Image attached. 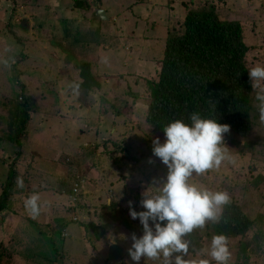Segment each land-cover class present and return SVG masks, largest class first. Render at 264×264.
Instances as JSON below:
<instances>
[{
    "label": "rangeland",
    "instance_id": "1",
    "mask_svg": "<svg viewBox=\"0 0 264 264\" xmlns=\"http://www.w3.org/2000/svg\"><path fill=\"white\" fill-rule=\"evenodd\" d=\"M73 1L65 0V3L72 5ZM80 1L85 2L87 9L80 12L73 10L66 16L62 14L63 18L72 21L62 31L60 17L46 7L47 0H0V21L13 24L15 36L21 39L18 42L12 34L6 35V32H11L9 28L0 26V31L3 33H0L2 36L0 38V199L2 184L9 172L8 163L4 160L6 157L14 159L18 152L13 142L16 138L14 130L18 126L12 117L13 110L19 108L18 120H21L23 95L31 97L32 94L36 97V101L32 99L31 102L35 111L30 113L21 140L22 146H28L31 141L36 143L33 150H22H28V154L32 153L35 156L33 163L35 170L29 172V184L46 185L47 189L41 190L40 195L42 192L51 193V185L55 181L66 175L68 171L71 174L77 172L82 176L81 183L84 181L82 195L84 193L87 197V193L90 194L88 202L85 197L83 202H80L83 206L78 210H74L76 203L68 202L61 194L65 204L60 203L56 206L55 213L59 217L47 214L49 219H44V216L39 218L42 222L36 227L24 220L26 214L22 212H24L25 198L13 199L10 208H5L0 214V264L41 262L134 264L130 257H127V251L120 260L115 262L107 260V246L127 245L126 249H128L132 242L129 243L131 237L123 232L124 229L108 218L107 209L111 203L107 204L105 199L109 198L111 202L118 204L119 206H115L122 211L129 210V201L132 202L133 210L145 211L140 206L143 193L146 192V196L155 194L154 189L149 187L158 186L153 184V181H161L167 176V167L152 155V141L159 138L160 142L164 143L165 139L162 138L160 131L151 130L146 120V110L141 107V104L145 105L143 97L148 94L147 84L141 80L135 85L133 82L135 78L132 76L135 65H139L137 61L140 63L137 74L149 75L155 69L159 71L163 54L162 43L166 35V31L161 26L168 27L172 20L182 18L184 11L180 3L188 0H178L179 3L172 6L174 12L167 8L169 7L167 0H121L112 5L111 0H101V4H98L99 0ZM215 1L238 14V17L231 14L225 17L240 20L245 42L248 45L261 47L249 54L250 67L264 66V0ZM190 2L196 4L200 0H190ZM97 8L106 12L110 20L107 22L109 24H103L95 17L90 21V13ZM170 11L171 20L167 19ZM246 15L253 19L247 22L244 17ZM11 29L13 31V27ZM115 32L124 34L127 32V40L130 42L128 48L124 50L120 44L115 51L112 50L111 43L115 40L112 42L107 40L106 35L112 38L117 34ZM61 39H65L67 45H70L67 52L58 46ZM73 40L75 43L72 42ZM102 43H107L109 47L105 48ZM147 44L148 47L145 46ZM119 47H122L121 52ZM67 53L72 56L73 61H66ZM82 54L86 56V63L91 65V75L99 84V90L88 91V96H85L81 90L82 71L76 66H81ZM105 56L108 57V65L101 63ZM117 58L123 59L125 64L122 70L124 73L131 72V78L116 76L117 69L115 66L111 68V64ZM4 60H8L10 66H6L2 62ZM156 75L147 79L155 81ZM74 83L80 86L78 96L74 95L69 87ZM108 101L111 103L113 101L117 109L121 113L124 112V119L127 120L124 125H128V129L119 132L123 139L119 135L116 136L117 139L110 137L113 116L106 105ZM254 109L259 110L258 104ZM132 117L140 123L136 125L141 128L146 138L142 143L125 138L131 132H135L130 130ZM250 129L249 136L245 140L236 136L224 137L225 145L229 148L235 163L224 162L219 169L198 175L200 179L192 178L191 182L212 191L214 189L228 191L231 202H235L244 215L256 216L257 212L264 215V119H261L259 124L255 122L254 127ZM112 140L119 147H127L130 151V153L123 150L116 151L118 156H123L120 158L123 161L120 164L113 162L111 165V162L100 157L98 149L111 150ZM133 156L136 158L131 161ZM56 159L58 163H55ZM77 160L80 161L78 171L75 169ZM149 160L152 162L149 163ZM19 171L24 172L22 165L19 166ZM38 171L46 174L35 184L34 178ZM96 184L106 185L105 190L100 191H104V198L100 193L93 192ZM111 185H115L116 191L110 189ZM63 207L70 208L69 214L64 213ZM17 208L23 211L20 212ZM82 209L90 211L92 220L88 221V217L84 218L86 211ZM102 210L107 216L101 213ZM210 223L213 222H209L204 229H197L200 232L198 235H201L205 241L207 238L204 235L208 230L210 232ZM56 231H61L58 238L63 249L61 257L48 255L49 259L44 261L41 254L34 256L36 252H30L27 245L36 244V239L41 235L47 234L51 239ZM262 235L264 236V228L261 234L250 232L245 236L246 242L255 243ZM88 240L95 241L91 247L87 243ZM237 242L231 241L232 249ZM205 245L207 246L208 242ZM43 249L45 251V247ZM31 251H34L33 246ZM105 251L106 254L103 256ZM230 253L229 263H233L235 250H231ZM205 254L200 252L196 256L188 255L186 259L204 258L211 261L208 253ZM38 257L41 262L34 263L33 258ZM139 264H159V262L142 258ZM211 264H215V261H211ZM255 264H264V256Z\"/></svg>",
    "mask_w": 264,
    "mask_h": 264
},
{
    "label": "trees",
    "instance_id": "2",
    "mask_svg": "<svg viewBox=\"0 0 264 264\" xmlns=\"http://www.w3.org/2000/svg\"><path fill=\"white\" fill-rule=\"evenodd\" d=\"M99 1L98 4H101V0ZM64 3L63 0H47L46 2V7L52 9L54 13L60 17L62 31L65 30L66 25L72 23V21L62 17L64 7L71 12L73 10L80 12L81 10L87 9V5L84 1L74 0L72 5L67 6H64ZM176 3H179L178 0H167V6H169L167 8L174 12L172 6ZM180 4L183 6V17L172 20V23L169 24L168 27L161 26L163 30L166 31V35L162 43L163 54L160 62V69L156 75V82L150 83L147 87L148 94L143 97L145 105L141 104V107L146 110L147 123L153 132L160 131L162 138L165 139L162 130L163 127L178 119H182L186 123H189L190 113L198 112L202 118H212L219 124L229 125L230 131L224 134V137L236 136L239 139L245 140L249 136L250 128L254 127L255 122L259 124L261 121L260 111L254 109V106L258 104L256 100V91L252 89L248 76V71L251 68L249 54L256 48L259 49L261 47L257 45H248L245 42L240 20H232L231 18L225 17L229 14L238 17V14L233 13L232 9L229 7H222L220 4H217L215 0H200V2L196 4L188 0ZM98 9L99 8L90 13L91 20L94 17L97 18L96 11ZM171 11L167 15V19L169 20H171L169 18L171 16ZM223 17L225 18L222 20ZM244 17L247 22L253 19L250 18L249 15ZM98 21L100 20L98 19ZM100 22L103 24L107 23ZM0 26L9 28L11 32H6L5 34H12L17 41L20 42L21 39L15 36L13 24L0 21ZM12 27L13 31L11 29ZM0 33L2 32L0 31ZM126 36L127 33H122L121 41H126ZM1 37L2 36H0V38ZM106 39L109 41L111 40V42L115 40L114 43H111L114 46H117V41H120L116 35L112 38L106 35ZM74 41L75 40L72 42L75 43ZM102 44L104 47H109L107 43ZM71 54H73L72 51ZM66 58L67 62L73 61L72 56H69L68 53ZM76 66L82 71L80 74L83 79L81 90L84 95L88 96V91L95 89L99 90V84L90 73L91 65L86 63L85 55H81V66ZM53 94L57 96L55 93ZM41 96L40 94L39 97ZM102 98L103 96L100 98L101 101ZM32 99L36 101L34 94H32L31 97L23 95L24 103L22 106L23 115L21 120H18V117H20L19 108H14L13 110L12 117L18 124L14 130L16 138L13 142L17 146L16 148H18V152L14 159L6 157L4 160V162L8 163L9 172L4 184H2L0 214L5 208H10L9 206H11L13 199H26L33 192L40 193L41 190H45L37 185L31 186L29 184V172L32 169L35 170L33 164L35 156H33L32 153L28 154V150L22 151L23 149L33 150L36 143L31 141V144H28V146L21 145L23 137L22 132L26 129V125L30 119V113L35 111V107L32 109ZM106 105L113 116L112 129H116V127L124 125V123L127 122V120L124 119V112L122 111L121 113L114 105L113 101L112 103L108 101ZM133 120L135 119L133 118ZM130 130L135 132H131L130 135H127L125 138L134 139L138 141L137 143L146 141L140 129L131 126ZM147 133L148 132H146V134ZM120 138L123 139V136ZM113 140L111 143V150H109V148L105 150L102 148L98 149L100 157L111 162V165L113 162L115 164L123 162L120 159L123 156H118L117 150L130 153L127 147H119ZM135 158L136 157L133 156L131 161H134ZM75 163V168L79 170L80 161L77 160ZM20 165L23 166V173L19 171ZM69 172L70 171H68L67 174ZM76 173L71 174L70 172L64 179H61L59 182L60 189L58 191L59 194L65 196L68 202L76 203L74 210H78L83 206L80 202L85 198L84 193L82 195L84 181L82 180L83 183L81 184L82 176ZM17 177L23 178V189L16 187ZM193 178L195 180L200 179L197 176ZM76 184H79L76 201L71 202L69 198L73 196V188ZM217 190L220 191V189ZM217 190L214 189L213 191ZM234 204L237 205L235 202H231L229 205L224 206L220 219L216 223H210V232L208 230L204 235V237L207 238L206 241L202 239L201 235H198L200 232L197 230H194L193 233L186 237V239L191 241L189 255L196 256L200 252L206 255L205 253H208L211 238L217 234H224L229 240V250H235L236 253L234 262L229 264H255L260 261L264 256V236L262 235L255 243H247L245 236L250 232L252 234H261L264 228V215L258 212L256 216L244 215L240 210L241 208ZM115 205L119 206L116 203L114 204V202H111L109 205V210L107 209L108 218L120 225V227L124 229L123 232L128 236L131 237L133 233L136 236H142L143 230L139 220H132L129 216V210H119ZM62 209L64 213L69 214L70 208L63 207ZM101 213L107 216L104 210H102ZM43 216L44 213L41 212L38 217L33 218L27 213L24 220L29 224L38 225L42 222L39 218H43ZM54 234V237L51 239L48 238L47 234H45V236L41 235L39 238L40 240H43L44 237L48 238L45 248L47 253L41 254L44 261L49 259V257H47L48 255H53L52 257L58 255L61 257L63 252L61 247L62 244L58 239L61 231H56ZM128 241L129 243L130 241L132 242L130 238ZM231 241H238L233 249L230 245ZM94 242V240L87 241L90 247ZM207 242L208 245L206 246L205 243L207 244ZM38 245H42L41 248H44L43 244ZM39 247L40 246H37L34 252H36ZM126 251L128 256V249H126ZM34 256L37 255L34 254ZM33 262L38 263L41 262V260L39 257L33 258ZM39 264L48 263L41 262Z\"/></svg>",
    "mask_w": 264,
    "mask_h": 264
},
{
    "label": "clouds",
    "instance_id": "3",
    "mask_svg": "<svg viewBox=\"0 0 264 264\" xmlns=\"http://www.w3.org/2000/svg\"><path fill=\"white\" fill-rule=\"evenodd\" d=\"M2 62L10 66L8 60ZM101 63L108 65V57H103ZM138 69L134 70L132 76L135 78L132 80L135 85L141 80L145 81L147 87L156 82L149 81L147 77L156 75L157 69L149 75L137 74ZM130 73L117 69L116 76L131 78ZM248 76L252 89L256 91L261 119H264V66L252 67ZM69 87L74 95L80 94L78 83L70 84ZM133 118H130V125L141 130L136 125L140 123ZM189 121L186 123L178 119L169 123L162 129L164 143L159 138L152 141V155L168 171L166 179L153 181L158 186L149 187L154 189L155 194L146 196V192L143 193L140 206L145 211L133 210L132 202L129 201V216L132 220L138 219L143 230V235L139 238L134 233L131 235L132 244L128 255L134 264H139L142 258L159 264H211V261H215V264H229L231 259L229 240L224 234L211 238L208 249L211 261L204 258L186 259L191 246V241L186 237L194 230L204 229L209 222H217L223 207L231 203L227 191H212L191 182L192 178L219 169L224 162L235 163L224 142V134L230 131L229 125L219 124L212 118H202L198 112L190 113ZM127 128L128 125H121L118 130L112 129L110 137L115 138ZM16 187L24 188L22 177H17ZM24 206L28 214L36 218L47 207V202H42L40 194L33 192L25 199Z\"/></svg>",
    "mask_w": 264,
    "mask_h": 264
},
{
    "label": "crops",
    "instance_id": "4",
    "mask_svg": "<svg viewBox=\"0 0 264 264\" xmlns=\"http://www.w3.org/2000/svg\"><path fill=\"white\" fill-rule=\"evenodd\" d=\"M119 1H121V0H111V5L112 4H116V3H118ZM128 1H130V0H128ZM64 2H65V0H64ZM68 4H66V3H64V6H67ZM63 6V7H64ZM114 8V7H113ZM113 8H111V9H113ZM68 12H70V10L69 9H67V8H65L64 7V9H63V15L64 16H66L67 15V13ZM70 13H68V15H69ZM90 18V17H89ZM90 21H91V18H90ZM110 21V20H109ZM108 21V22H109ZM117 32H121V31H117ZM117 32H115V33H117ZM120 34V35H119ZM117 37H118V39L120 40V41H117L118 42V45H122L123 47H124V50L126 49V48H128L129 46H130V42L128 41V40H126V41H121V35H122V33H117V34H115ZM126 38H127V36H126ZM128 39V38H127ZM148 45L149 44H147L146 45V47H148ZM58 46L60 47V48H62L63 49V51L64 52H67L68 51V49H69V47H70V45H67V43H66V41H65V39H61V43H59L58 44ZM76 47V46H75ZM111 47H112V50H114L115 51V49H116V47L117 46H114V45H112L111 44ZM106 48V47H105ZM120 48L121 47H119V52H121L120 51ZM113 54H114V52H113ZM115 55V54H114ZM137 63L139 64V65H135V69H138L139 67H140V63L137 61ZM125 64V62L123 61V59H120V58H117V59H115L113 62H112V64H111V68H113L114 66H116V68L117 69H119V70H122V66ZM123 71V70H122ZM110 77H112V75H110ZM116 130H118V127H116ZM110 138V137H109ZM57 160L58 159H56V160H54L55 161V163L57 162ZM76 169V171H78L77 170V168H75ZM46 174V172H43V171H38V173H37V175L35 176V178H34V183L36 184V183H38V182H40V179L44 176ZM68 174H70V172L68 173ZM68 174H66V175H68ZM77 174V173H76ZM66 175H64V176H66ZM61 176H63V175H61ZM64 176L62 177V178H64ZM62 178H60L59 180H57V181H55L54 182V184H52L51 185V188H52V192L51 193H48V192H42L41 193V197L43 198L41 201L42 202H44V201H46L47 202V207L44 209V210H42V211H44L45 213H44V219H49V218H47V217H49V216H47V214H50V215H54V217H59V216H56V214L57 213H55L56 211V206L58 205V204H60V203H64L63 201H64V197L61 195V194H59L58 193V191H59V189H60V184H59V182H60V180L62 179ZM40 184H42V182L40 183ZM46 185H39V187H43V188H45V189H47V187H45ZM105 188H106V185H103V186H101V185H99V184H96V185H94V193H97V194H101V196L104 198V196H103V193H104V191L103 192H100L101 191V189H103V190H105ZM110 189L111 190H115V185H111L110 186ZM116 191V190H115ZM51 194V195H50ZM62 197H61V196ZM89 195L90 194H88L87 193V197H86V202H88V198H89ZM93 196H95V194H92ZM100 199H101V197H100ZM105 201H106V203L107 204H109V201H110V199L108 198H106L105 199ZM83 202V201H82ZM65 204V203H64ZM20 212H22L23 210L21 209V208H17ZM48 209H50V211H48ZM83 210H85L86 211V215H84V218L85 217H88V221H90V220H92V216H91V214H90V211H88V210H86V209H82V211ZM22 213H25V214H27L28 212L26 211V209H25V207H24V212H22ZM93 220H96V218H93ZM88 223V222H87ZM40 224V223H39ZM39 224L38 225H35V224H32L33 225V227H36V226H39ZM34 229V228H33ZM83 230V229H82ZM37 240V243L36 244H32V243H30L29 245H27V247H29L30 248V252H34V251H31V248H32V246L34 247V250H35V248L37 247V246H40L38 249H37V251H36V255H39V254H42V253H44L45 251H44V249L43 248H41V246L42 245H38V244H43L44 245V247L46 248V246H47V241H48V239L47 238H44L43 240H41V241H39L40 239H36ZM105 240H103V242H104ZM103 242H101V244H103ZM118 244H121L120 242H117ZM125 244H126V242H124ZM110 244H114L113 242H110ZM105 246H107V244H105ZM127 246V245H126ZM126 246H123V245H121V247L124 249V251L123 252H126ZM107 248H108V246L106 247V250H107ZM130 248V247H129ZM128 248V249H129ZM106 254V251L104 252V254H103V256ZM108 254V253H107ZM106 254V255H107ZM29 256V255H28ZM129 256V255H128ZM127 256V257H128Z\"/></svg>",
    "mask_w": 264,
    "mask_h": 264
},
{
    "label": "water",
    "instance_id": "5",
    "mask_svg": "<svg viewBox=\"0 0 264 264\" xmlns=\"http://www.w3.org/2000/svg\"><path fill=\"white\" fill-rule=\"evenodd\" d=\"M100 14H102V12L97 13V15L102 17ZM123 255H124L123 249L119 247L118 245H110L108 247V254H107L108 261L115 262L117 260L122 259Z\"/></svg>",
    "mask_w": 264,
    "mask_h": 264
},
{
    "label": "bare ground",
    "instance_id": "6",
    "mask_svg": "<svg viewBox=\"0 0 264 264\" xmlns=\"http://www.w3.org/2000/svg\"><path fill=\"white\" fill-rule=\"evenodd\" d=\"M98 12H102V14H100L102 17H100L99 15H97V13ZM96 17L100 20V21H102V22H108L109 21V18L107 17V15H106V12L103 10V9H98L97 11H96ZM81 183V182H80ZM82 184V183H81ZM79 186V184H76L75 186H74V190H73V196L71 197L70 196V200H71V202L73 201V202H75L76 200H74L75 198H76V196H77V192H78V189L77 188H79L78 187Z\"/></svg>",
    "mask_w": 264,
    "mask_h": 264
}]
</instances>
